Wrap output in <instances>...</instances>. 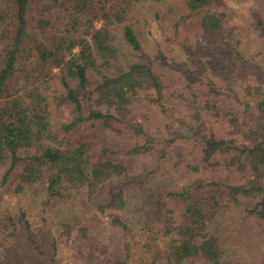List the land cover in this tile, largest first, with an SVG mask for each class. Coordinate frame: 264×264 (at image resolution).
Masks as SVG:
<instances>
[{"label":"trees","instance_id":"1","mask_svg":"<svg viewBox=\"0 0 264 264\" xmlns=\"http://www.w3.org/2000/svg\"><path fill=\"white\" fill-rule=\"evenodd\" d=\"M172 2L0 0V264H264V0Z\"/></svg>","mask_w":264,"mask_h":264},{"label":"rangeland","instance_id":"2","mask_svg":"<svg viewBox=\"0 0 264 264\" xmlns=\"http://www.w3.org/2000/svg\"><path fill=\"white\" fill-rule=\"evenodd\" d=\"M180 0H173V2L178 5L177 3ZM218 3V7L221 11L225 13L227 25L226 27L232 28L233 26H241L239 28V34L244 37H248L247 43H252L255 46H259V41L257 39L256 33L253 31L255 21L251 15V9L258 10L260 7H262L263 0H216ZM173 2L171 4H173ZM215 10L212 7V11ZM151 11V10H150ZM147 18L141 17L140 18V25L137 27V34L140 37L143 46L145 49L150 50L153 45L154 41L158 40L160 37V32L158 30V27L153 19H151V13H146ZM197 16V15H195ZM187 23H190L189 25L194 26L196 23L193 21H188ZM167 26V25H162ZM253 28V29H252ZM204 35H200L198 31L196 30L191 35L192 41H202L206 38H203ZM212 44V42H211ZM218 49V48H217ZM219 50V49H218ZM253 52V50L251 51ZM216 56H220V58H226L228 55L221 49L214 53ZM186 57V56H184ZM183 57V58H184ZM194 59H191V61ZM224 60V59H223ZM132 61V59H131ZM197 60L192 61L193 64H195ZM183 62H186L184 60ZM167 74V73H166ZM169 77L172 79V82H176L178 80V75L174 74L173 72L169 75ZM51 115L53 121H60L66 119L68 115V111L66 108L63 107H55L53 106L51 108ZM112 132L109 130H106L102 127H91L89 125L84 126L79 134L73 135V138L75 141L77 140H102L104 138H111ZM24 200L22 196H14L12 193H4V195L1 197V202L3 203L4 207L8 208H16L21 204V202ZM62 207V206H61ZM64 212L66 213V210L68 209V206H64L62 208ZM77 249L73 248L70 245H66L61 249V253L64 257L63 264H66V262L71 264H77L81 263L79 260V256L76 253ZM95 251V250H94ZM88 252V251H87ZM98 254H103L102 252H99ZM28 255H25V258Z\"/></svg>","mask_w":264,"mask_h":264}]
</instances>
